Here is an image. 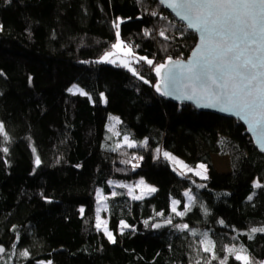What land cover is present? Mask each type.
<instances>
[{
  "label": "trees",
  "instance_id": "1",
  "mask_svg": "<svg viewBox=\"0 0 264 264\" xmlns=\"http://www.w3.org/2000/svg\"><path fill=\"white\" fill-rule=\"evenodd\" d=\"M114 21L153 66L141 61L134 75L100 62L117 42ZM0 25V264H242L233 247L264 264V232H250L264 228V155L240 122L154 90L155 66L186 59L195 34L156 0H0ZM74 85L88 96L69 92ZM164 152L206 165L208 177L178 173ZM219 156L226 171L215 168ZM138 178L155 194L116 188ZM99 190L114 243L96 226ZM186 191L192 209L176 215L172 201L184 211ZM168 219L171 227H152ZM121 221L129 227L120 233Z\"/></svg>",
  "mask_w": 264,
  "mask_h": 264
},
{
  "label": "snow or ice",
  "instance_id": "2",
  "mask_svg": "<svg viewBox=\"0 0 264 264\" xmlns=\"http://www.w3.org/2000/svg\"><path fill=\"white\" fill-rule=\"evenodd\" d=\"M177 9V13L182 21H186L188 29L195 30L199 34V44L192 53V59L187 65H183L180 61L175 62V66L182 71L177 74L170 72L169 81L173 85L174 90H178L186 100H195L202 107H219L221 111L235 112L241 116L249 124L264 125V0H175L169 5ZM113 26L116 29V43L112 45L113 49H126L125 55L131 56L132 59L139 63L146 61L149 66H153V61L145 57H135L132 46L126 45L120 39V23L114 21ZM3 26L0 25V30ZM147 34V33H146ZM160 36H165L164 32H160ZM112 53H105L103 60L115 63L109 60ZM124 67H128L130 71L136 75V70L130 67L129 63H124ZM165 64L155 66V71L159 75L161 70L165 68ZM190 82H198L203 87L197 89L193 87L191 91L183 89H175V85L181 80ZM147 83V81H145ZM187 88V85H185ZM80 91V94L87 95L80 89L73 86L69 92ZM156 90L160 91V86L156 85ZM106 102V100H105ZM0 133H4V126L0 124ZM5 139L7 137L5 136ZM128 142V138L125 137ZM129 147L134 146V142H128ZM8 147H4L2 151L8 152ZM159 151V150H157ZM35 153V149H33ZM167 159H173L168 152L163 153ZM40 157H35V164L39 166ZM187 168V165L184 166ZM206 172L205 165L198 166ZM189 172L193 171L187 168ZM202 175L200 171L195 173ZM206 179V175H203ZM111 183V182H109ZM140 185L144 186L147 193L157 191L154 187L144 185V181H140ZM260 187L258 183L255 185ZM123 187V185H121ZM132 194L129 188V195ZM113 196L117 193L113 192ZM189 201L193 200L190 193L186 192ZM143 196H133V199H142ZM251 199V197H249ZM178 201H173V204ZM100 209H97V229L104 224V231L111 242L115 239L110 231L107 230L106 221L102 222L99 215ZM176 215L184 216L189 208H185L182 212H176L175 207L172 209ZM83 213L84 209L81 208ZM163 215V213H157ZM147 224V221L145 222ZM171 224V219L165 221ZM123 228L129 227L121 221ZM152 227L158 228L159 224H153ZM180 229H187V224L177 225ZM251 233L264 232V228H252ZM195 234V233H194ZM252 236L249 235V239ZM203 251L208 253L212 251L211 241H202ZM229 253L235 254V259L241 261L242 264H250L249 257L243 248L235 247L228 249ZM5 249L0 247V253ZM21 256H27L28 252L20 253ZM215 259V256H213ZM227 257L220 261V264H226ZM197 264L199 262L197 261Z\"/></svg>",
  "mask_w": 264,
  "mask_h": 264
},
{
  "label": "water",
  "instance_id": "3",
  "mask_svg": "<svg viewBox=\"0 0 264 264\" xmlns=\"http://www.w3.org/2000/svg\"><path fill=\"white\" fill-rule=\"evenodd\" d=\"M172 17H174L177 22L185 26L188 32H191L196 35L197 37V43L193 50L191 51L190 55L186 59H174V58H168L165 62L162 64H165L166 67L163 68L158 75L154 69V76L156 79V83L154 85V90L156 94L164 100H168L177 104L181 105H190L194 107L199 112H205V113H211L219 116H223L226 118L234 119L238 122H240L246 129L247 134L250 136V138L253 141V144L255 148L264 155V125H252L249 124L245 119H243L241 116L236 115L235 112H225L221 111L219 107H202L200 106L203 103H206L205 101H200L199 103L195 100H186L182 95H180V92L178 90H174L173 85L169 81V74L170 72H175L179 74L182 70L180 68H177L175 66L176 61H180L181 64L187 65L189 60L192 59V53L195 51L196 46L199 44V34L192 29H188L186 27L187 22L182 21L180 16L177 13V9L170 7L169 5L175 0H156ZM156 85L160 86V91L158 92L156 90ZM185 85H187V88H185ZM195 87L198 90L201 89L203 86L200 85L198 82H190L187 80L181 79L176 85L175 89H183L185 91H191V89ZM160 225L158 228H154L155 230L159 229H165L172 226L171 224H167L165 222H159L157 223ZM0 247L5 249V252L0 253V259L3 258L7 254V249L3 245L0 244Z\"/></svg>",
  "mask_w": 264,
  "mask_h": 264
},
{
  "label": "rangeland",
  "instance_id": "4",
  "mask_svg": "<svg viewBox=\"0 0 264 264\" xmlns=\"http://www.w3.org/2000/svg\"><path fill=\"white\" fill-rule=\"evenodd\" d=\"M125 52H126V49H123V48L113 49L112 51L108 52V53H112V55L109 57V60H113V61H116V62L115 63L107 62V61H105V60L102 59L104 56L100 59V62L101 63H110V64H120V65H123L124 63H129L130 62V67H132V65H135V64L138 67V64L132 59V57L131 56H126L125 55ZM135 57H138V56L135 55ZM153 64H154V62H153ZM74 86H76V88L80 89L82 92L86 93L79 86H77V85H74ZM71 93L72 94H80V91H75V89H74V92H71ZM85 96H88V94L85 95ZM110 120L111 121H110V123L108 125V129L109 130H111V129L114 130V128L120 122V119H119L118 116L111 115L110 116ZM128 142L124 141V143H126V144H128ZM171 157L173 159H168V160L171 162V164L173 165L174 169L178 173H180V174H190V173H192V174L196 175L195 173L197 171H200L202 173V175H196L198 178L204 179V178H202L203 175H206V177H208V172L209 171H208V168L206 167V165H205L206 172H204V170L203 169H200L198 166L196 167V166L189 165L183 159H181V158H179V157H177L175 155H172L171 154ZM227 163H228V160L226 158H221L220 156H219V158H215L214 159L215 168L218 171H220V172H223V171H226L227 170V168H228V164ZM185 165H187V168L193 169V171L189 172L187 170V168L184 167ZM141 180L144 181V185H147L149 187H154V186L149 185L143 178H138L134 182H129V183L119 182V183L116 184V188L117 187L124 188L128 194H129V188H131V190H132V194L130 195L131 197H133V196H143V198H149L152 195H154L156 191L154 193H147L145 191L144 186L143 185H140V181ZM121 185H123V187H121ZM114 190H116V189H114ZM186 192L190 193V191H186ZM190 195L193 197V200L191 202L189 201L188 196H186L187 197V205H188L189 210L192 209V205H193L194 199H195L194 195H192L191 193H190ZM173 201H177V200H173ZM173 201H172V207H175V209H177L178 203L173 204ZM98 208L100 209L99 215H100L101 221L102 222L106 221L107 230L112 233V231L109 228V221H108V217H107V209H108V207H107V202H106V196L103 194V191L102 190H99V192H98ZM100 230L104 234V236L108 239V237H107V235L105 234V231H104V224L103 223L101 224ZM125 230H126V228H123L122 229V226L119 228V232L120 233L123 232V231H125ZM112 235H113V237H114V239L116 241V234H115L114 231H113ZM200 257H201V255H200ZM248 257L249 258H252L249 255H248ZM4 260H5V262L13 263V257L12 256H7V257H5ZM41 264H54V263L52 261H44Z\"/></svg>",
  "mask_w": 264,
  "mask_h": 264
},
{
  "label": "crops",
  "instance_id": "5",
  "mask_svg": "<svg viewBox=\"0 0 264 264\" xmlns=\"http://www.w3.org/2000/svg\"><path fill=\"white\" fill-rule=\"evenodd\" d=\"M201 165V164H200ZM199 166V165H198ZM197 167V166H196ZM196 176V175H195ZM250 264H258L253 258H249Z\"/></svg>",
  "mask_w": 264,
  "mask_h": 264
},
{
  "label": "built area",
  "instance_id": "6",
  "mask_svg": "<svg viewBox=\"0 0 264 264\" xmlns=\"http://www.w3.org/2000/svg\"><path fill=\"white\" fill-rule=\"evenodd\" d=\"M132 69H135L136 71L138 70V67H137V65L135 64V65H132V67H131Z\"/></svg>",
  "mask_w": 264,
  "mask_h": 264
}]
</instances>
